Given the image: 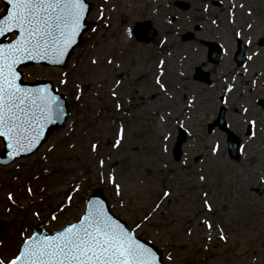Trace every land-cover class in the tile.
Here are the masks:
<instances>
[{
    "label": "rangeland",
    "instance_id": "374dc122",
    "mask_svg": "<svg viewBox=\"0 0 264 264\" xmlns=\"http://www.w3.org/2000/svg\"><path fill=\"white\" fill-rule=\"evenodd\" d=\"M89 1L93 28L67 68L25 69L26 81H52L66 97L71 115L67 126L51 134L34 156L13 168L0 167V222L5 223L0 255L17 252L25 229L31 234L42 225L53 232L74 221L87 198L100 190L113 212L133 230L145 214L151 217L137 234L161 251L165 264H170L169 255L174 257L171 264H264V180L258 178L264 177V108L260 105L264 47L259 42L264 38V0H199L187 12L174 6L176 0ZM101 9L104 20L98 19ZM249 9L255 11L249 17L242 15ZM3 11L2 7L0 15ZM241 18L255 21L252 32L237 29ZM146 21L158 32L151 44L127 33ZM106 22L110 27L103 26ZM188 33L195 39L183 40ZM237 38L252 40L251 59L244 68L234 62ZM202 41L224 46L227 55L218 66L207 61L208 49ZM96 58L99 64L93 65L91 60ZM198 67L210 74L212 85L194 80ZM62 71L69 73L67 86L58 83ZM233 81L236 87L229 92ZM73 83L84 87L79 101ZM223 95L226 120L243 141L242 159L236 162L228 156L226 135L219 130L208 133ZM118 103L122 107L117 108ZM250 120L256 121L254 137L247 136ZM179 125L187 130L188 140L182 160L176 162L173 149ZM121 126L126 138L114 148ZM217 142L223 145L219 155L211 150ZM93 143L100 145L95 153ZM164 144L167 153L161 150ZM101 172L105 177L115 172L123 186L119 196L112 184L101 180ZM76 185L80 191L73 193L72 206L58 212L57 221H50L52 211ZM169 190L173 195L164 197ZM205 192L211 212L204 206ZM9 193L15 203L8 200ZM157 204L160 209L153 215ZM34 212H40V217ZM209 219L214 224L211 231L204 223ZM220 228L227 242L220 238Z\"/></svg>",
    "mask_w": 264,
    "mask_h": 264
},
{
    "label": "snow or ice",
    "instance_id": "6c2138e0",
    "mask_svg": "<svg viewBox=\"0 0 264 264\" xmlns=\"http://www.w3.org/2000/svg\"><path fill=\"white\" fill-rule=\"evenodd\" d=\"M9 6L0 15V37H14L7 43H0V139H3L7 148L9 160L15 161L17 157L35 153L45 140L48 126L60 120L65 115L64 102L54 84L45 83L40 86L28 87L22 83V67L30 63L37 65L63 66L70 59L72 52L88 26L90 7L88 0H5ZM236 7L235 4L232 6ZM240 8L244 5L240 4ZM207 11V6L205 7ZM249 9L248 15H251ZM98 19L104 20L103 9L98 14ZM216 23V21H213ZM231 23L235 24V13H232ZM104 27H110L106 22ZM252 30L253 25H247ZM131 35V29H127ZM236 35H241L240 31ZM251 44L252 40L249 39ZM251 59V57H249ZM93 65L99 64V58L92 59ZM112 64V60L107 61ZM163 61L161 62V66ZM58 83L67 86L69 73L62 71ZM160 87L167 91L164 84L157 79ZM76 89V99L79 101L84 93L81 83H73ZM236 85L233 83L227 89L232 92ZM113 91L112 96L117 97ZM227 100L225 99V103ZM117 108L122 107L119 103ZM245 113L248 109H244ZM168 116L171 114L168 113ZM165 119L161 116V120ZM249 124L254 128L255 120ZM183 127V125H179ZM126 129L121 126L118 138L113 144L119 148L125 140ZM256 135L255 131L252 136ZM165 140L168 136L164 137ZM100 145L93 143L91 150L97 152ZM223 145L219 142L212 145V152L216 155L222 151ZM162 152L167 153L168 146H162ZM187 163V161H185ZM105 165V160L99 161L100 168ZM101 180L106 179L112 184L119 196L123 190L121 183L117 182L115 172L107 177L99 173ZM264 180V177H258ZM203 181L206 177L201 176ZM33 194V188H27ZM80 191V186H74L67 193L57 209L52 211L50 221L58 220V212H64L74 203V192ZM164 197H171L172 192L165 191ZM204 206L209 212L213 210L208 200V193H204ZM8 200L15 203L13 194H8ZM123 207V202H121ZM160 209L157 204L153 215ZM40 217V212H34ZM141 223L130 228L122 222L106 204L105 200L90 196L85 208L74 221H68L60 229L51 233L34 232L29 234L27 229L21 233V244L12 256L0 255V264H164L163 257L158 255L155 246L142 240L137 230L142 229L143 223L150 221L151 217L145 214ZM209 231L214 228L213 222L204 221ZM220 238L227 242L228 237L224 229L220 228ZM190 234V233H189ZM208 240L212 239L209 235ZM0 246L3 242L0 241ZM169 255L167 260L173 261Z\"/></svg>",
    "mask_w": 264,
    "mask_h": 264
},
{
    "label": "water",
    "instance_id": "95a60500",
    "mask_svg": "<svg viewBox=\"0 0 264 264\" xmlns=\"http://www.w3.org/2000/svg\"><path fill=\"white\" fill-rule=\"evenodd\" d=\"M2 1L6 4L5 0H2ZM88 4H89L90 10H91V4L90 3H88ZM176 5L179 6V7H181L183 10H188L190 8L189 5H186V4H183V3L181 4L179 2L176 3ZM8 7L9 6L7 5V8ZM90 26H91V24L88 22V26H87L85 32L82 34V36H81V38H80V40L78 42V45L75 47V49L79 45H81L83 43V36L89 30ZM142 32H146V33H142ZM135 33H136L138 39H140V40H146L148 42L149 41H152L154 39L155 35H156V33L153 30L149 29V24H147V23H144V24L139 25L136 28ZM10 36L11 35H9L7 38L0 37V43H7V39ZM221 52H222V50L217 45H213V44L210 45V59H211V61L214 62V63H218L219 62V59H220ZM245 59H246L245 58V49L244 48H239V51L237 53V62H238V65H242L244 63ZM68 60L66 61V64L65 65H63V66H56V67L65 68L66 65H67ZM32 65H35V63H30L28 66H25V67H30ZM43 65L50 66V65H47V64H43ZM25 67H22V68H25ZM53 67H55V66H53ZM197 78L198 79H204L203 74L199 73L197 75ZM45 83L52 84L51 82H39V83H35V84H25V85L28 86V87H35V86L43 85ZM61 97H62V100L64 102L65 115L60 120L54 121L52 124H50L48 126V131H47L45 140L47 139V137H48V135H49L50 132H52L55 129H58V128L63 127L65 125V123H66L69 115H70V112H69V109H68V105H67L66 99L64 98L63 95H61ZM262 105L264 106V103ZM216 126H219V128L222 131H224V132H226L228 134V142H229V152H230V155H231V157L233 159L239 160L240 156H239V153H238V149H239L241 143H240V140L237 139L236 136L231 131H229L228 128H227V124L225 122V109L224 108H222V110L220 112V115H219L218 119L216 120L215 124H211L210 125L209 132H212L215 129ZM186 138H187V136H186L185 132H183L181 130L180 131V137L178 139V142L176 144V149H175V152H174L175 159L177 161H179L180 158H181L182 145L186 141ZM45 140L42 141L41 145L45 142ZM5 145H6V149H5L4 155H1L0 154V165H7V164L13 162V161L9 160L8 152L10 150L7 148L6 142H5ZM31 154H33V153H29L27 155H23L21 157H17L16 159L22 158V157H25V156H28V155H31ZM93 196H95L97 199H103V200H105L106 204H108L106 198L104 197V195L101 192H95ZM122 222H125V221H122ZM2 231H3V224L0 223V233ZM42 232L44 233V230L43 229H42ZM147 243L149 244V246H153L151 243H149V242H147ZM155 249L157 250L158 255H161L162 256V254L160 253V251L158 250V248L155 247Z\"/></svg>",
    "mask_w": 264,
    "mask_h": 264
},
{
    "label": "bare ground",
    "instance_id": "6f19581e",
    "mask_svg": "<svg viewBox=\"0 0 264 264\" xmlns=\"http://www.w3.org/2000/svg\"><path fill=\"white\" fill-rule=\"evenodd\" d=\"M248 11H249V10H247V11H243V10H242V11H241V12H242V15L245 14L246 16L249 17L250 15H248ZM254 11H255V10H252L251 13H253ZM249 20H250V18H247V19L241 18V19L239 20V22L241 23V26H242V27L239 25V26L237 27V29L242 30L243 33L252 32V30H249V29L247 28V25L249 24V23H248ZM251 24L254 26V25H255V21L252 20ZM252 29H253V28H252ZM243 35H246V34H243ZM223 79H224V77L221 78V80H223ZM22 162H23V161H19V162H17L16 164H14V165H12V166L6 168V169L13 168V167L17 166L18 164H21Z\"/></svg>",
    "mask_w": 264,
    "mask_h": 264
}]
</instances>
